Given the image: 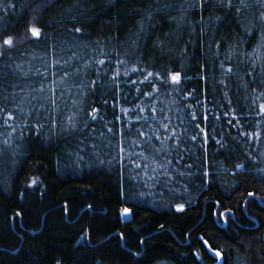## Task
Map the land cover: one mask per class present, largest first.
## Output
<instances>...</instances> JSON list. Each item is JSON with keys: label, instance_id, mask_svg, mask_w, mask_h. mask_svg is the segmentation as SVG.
<instances>
[{"label": "trees", "instance_id": "16d2710c", "mask_svg": "<svg viewBox=\"0 0 264 264\" xmlns=\"http://www.w3.org/2000/svg\"><path fill=\"white\" fill-rule=\"evenodd\" d=\"M261 105L264 0H0V264H264Z\"/></svg>", "mask_w": 264, "mask_h": 264}, {"label": "snow or ice", "instance_id": "6c2138e0", "mask_svg": "<svg viewBox=\"0 0 264 264\" xmlns=\"http://www.w3.org/2000/svg\"><path fill=\"white\" fill-rule=\"evenodd\" d=\"M30 31H31L33 37H38V36H39V30H38V29H36V28H31ZM76 31L79 32L80 29L77 28ZM3 44H4L5 46L11 47V46H13V40H12L11 38H6V39L3 40ZM229 71H231V70L229 69ZM150 75H151V74H150ZM172 79H173L174 82H175V81H178V80H179V76H178V75H174V76L172 77ZM261 112L264 113V105H261ZM9 119H12V117L9 116ZM93 119H95V117H93ZM252 195H253L252 193H249V196H252ZM124 214H125V215L128 214V209H125V210H124ZM216 255H217V256H220V252H216Z\"/></svg>", "mask_w": 264, "mask_h": 264}, {"label": "flooded vegetation", "instance_id": "af4514ba", "mask_svg": "<svg viewBox=\"0 0 264 264\" xmlns=\"http://www.w3.org/2000/svg\"><path fill=\"white\" fill-rule=\"evenodd\" d=\"M258 203H259V207H260L261 209H264V201H262V202H258ZM225 215H226V214L221 213V216H220V218H221V220H222V225H221L222 228H224V227L226 226V224H227V218H225Z\"/></svg>", "mask_w": 264, "mask_h": 264}, {"label": "rangeland", "instance_id": "374dc122", "mask_svg": "<svg viewBox=\"0 0 264 264\" xmlns=\"http://www.w3.org/2000/svg\"><path fill=\"white\" fill-rule=\"evenodd\" d=\"M120 216H121L122 220H128L129 219V213L127 215H125L124 212H122Z\"/></svg>", "mask_w": 264, "mask_h": 264}, {"label": "water", "instance_id": "95a60500", "mask_svg": "<svg viewBox=\"0 0 264 264\" xmlns=\"http://www.w3.org/2000/svg\"><path fill=\"white\" fill-rule=\"evenodd\" d=\"M219 262H221V259L219 258Z\"/></svg>", "mask_w": 264, "mask_h": 264}]
</instances>
